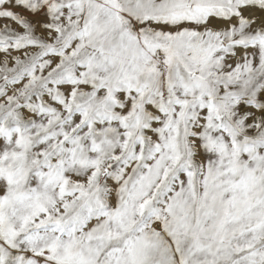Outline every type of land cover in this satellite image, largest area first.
<instances>
[{"label": "snow or ice", "instance_id": "1", "mask_svg": "<svg viewBox=\"0 0 264 264\" xmlns=\"http://www.w3.org/2000/svg\"><path fill=\"white\" fill-rule=\"evenodd\" d=\"M0 264H264V0H0Z\"/></svg>", "mask_w": 264, "mask_h": 264}]
</instances>
